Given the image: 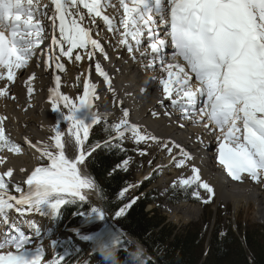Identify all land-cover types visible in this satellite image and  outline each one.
<instances>
[{
	"label": "snow or ice",
	"instance_id": "obj_1",
	"mask_svg": "<svg viewBox=\"0 0 264 264\" xmlns=\"http://www.w3.org/2000/svg\"><path fill=\"white\" fill-rule=\"evenodd\" d=\"M120 4L123 8L119 18L122 30L112 17L104 14L107 5L103 0H0V81H3L0 97L9 95L11 88L8 85L16 80V70L25 68L37 55L40 45L49 39L46 35L48 29L51 36L47 55L49 60H55L56 69L64 68L61 62L64 57L73 61L92 60L96 50L107 58L100 41L91 35V25L101 18L109 30L123 37L119 43L129 53L139 50L146 38L148 48L140 55L151 56L152 62L148 67L154 68L159 60L163 72L167 73V77L160 81L164 98L181 110L184 119L196 117L205 130L217 135L219 160L231 178L264 184V0H120ZM83 9H87L86 14H83ZM169 46L174 49L171 57L175 63L167 61L165 49ZM41 52L43 54V50ZM95 70L111 86L108 73L99 61L95 62ZM55 80L56 87L50 97L52 104L57 107L63 103L68 109L65 116L70 123L68 131L75 137L76 144L83 148L90 127L102 119L100 113L92 111L89 99L95 85H84V95L77 105L59 92V75ZM28 91L31 94L33 89L29 87ZM160 103L163 104L164 99ZM82 109L86 114L78 118ZM128 115L124 110L120 123L114 126L121 141L124 131H129L137 143L162 145L177 167L191 162V154L180 145L172 142L169 147V142L142 132L139 126L128 122ZM4 119L0 117V148L19 151L5 138ZM63 135L57 126L53 139L58 151H49L50 146H45L41 156L46 157L50 164L35 167L27 177L26 191L16 187L19 197L10 194L9 183L5 180V177H13V170L9 168L0 174V217L3 223H9L8 211L13 208L21 216L35 211L59 217L63 205L82 204L87 200L84 190L96 189L94 179L85 171L86 157L100 148L120 147L119 143L113 144L108 140L103 144L97 142L69 159L64 154ZM173 148L179 152L174 153ZM140 155L146 153L141 151ZM130 159L117 165V169L126 171ZM0 163H3V158H0ZM148 163L151 165L152 161ZM175 186L186 190L195 186L192 195L205 204L215 196L213 186L202 180L201 170L194 165L192 175L178 181ZM200 189L205 195H201ZM127 191L125 188L121 195ZM136 199L119 208L115 216L123 217ZM77 214L86 220H91L93 214L95 218L105 220V214L99 208ZM22 222L36 228L34 222ZM39 234L36 228V235ZM81 238L94 241L97 250L111 264H118L115 258L118 251L126 252L124 233L111 226ZM30 244V237L17 222H12L9 233L0 242V264H42L44 249L29 247ZM52 244L55 247L57 241H52ZM144 255L138 247L126 264H146ZM47 264H65V257L59 255Z\"/></svg>",
	"mask_w": 264,
	"mask_h": 264
},
{
	"label": "bare ground",
	"instance_id": "obj_2",
	"mask_svg": "<svg viewBox=\"0 0 264 264\" xmlns=\"http://www.w3.org/2000/svg\"><path fill=\"white\" fill-rule=\"evenodd\" d=\"M118 1L120 3V0ZM107 3L108 2H106V4ZM107 9L108 10L104 9V14L109 15L114 19L115 22H117V19H119L120 16L116 14V12L113 10L111 5L108 6ZM116 9L117 6H115V10ZM86 13H87V9H83V14ZM91 27L93 29L91 33L92 38L98 39L100 41L105 52L107 50L108 51L111 50L114 52V58L112 60H108L106 58L104 62L102 63L99 62L103 70L108 73L109 79H111V76L113 74H117L116 73L117 70L123 68L125 63L122 61L126 60L129 63V66H126L125 67L126 69H124L125 77L120 81V83L124 84V86L119 85L118 77H116L114 81L110 80L111 81V86H110L108 81L105 80L104 77L97 75V78L100 81H102V86H105V88L107 89L108 95L107 96L103 95L102 97L99 98L95 97L96 96L95 93L96 86H95L94 89L91 90L89 96V99H91L93 107H105L107 103L111 105L113 103V108L114 106H118L116 112L114 113L117 118L122 119L123 111L127 110L129 114L127 119L130 124L139 126L142 132L155 136L160 141L169 142V147H171L172 142H174L175 144L180 145L181 148H183L186 152L191 154L193 159L191 160L190 163H186L184 167H177L175 162L171 160L169 154L167 153V150L164 149L162 145H159L155 142H150V144H153L158 148H162L161 150L162 159L158 161V165L161 166L159 168L161 169L163 174L166 175L169 173L170 174L176 173L181 175L180 178L185 179V177H190L192 175V166L194 165L195 167L201 170L202 180L209 182L213 186L215 190V194H217L216 197H218L219 199H223L225 201L233 202L235 203V205H238L242 201H245L246 203L252 202L253 205L258 204L259 206L258 212L264 215V184H257L256 182L250 180L236 181L232 179L231 176L228 174L226 167L219 160V150L215 151L211 149V147L207 146V144H205L204 142H201L202 139L199 137V135L203 131L197 128H191L189 126V124L192 123L191 121L192 119L191 120L185 119V122L182 121L179 122V118L183 117L181 110L178 107L175 110V107L171 105V102L165 99L163 96V85L160 81L162 78L167 77V73H164L162 68L159 71L158 70L155 71V68L148 67V65L152 62L151 56L148 57L141 56L140 52L142 51L137 50L134 53H129L128 51H126L127 53L126 58H121V55L120 58H117V56L120 53H123L124 50H127L126 47H124L119 43V41L123 39V37L109 30L107 24L101 18H97V23L91 25ZM118 27L121 28V30L123 28V26L120 25L119 22H118ZM46 35H48L49 39H46L44 44L40 45V48L37 50V55L33 57L32 61H30L25 68L16 70V74L23 76V78L20 80H23L24 77H26L28 80L25 83V88H24L25 93L22 95L24 100L31 98L32 95L36 94L37 91L45 93L44 99L41 101V105L34 109V110H38L37 111L39 114L38 119L41 120L40 124H44L45 126L49 127L48 130L54 131V134H55L54 127L56 129L57 126H59L60 131L64 132L65 134L61 138L63 140L62 142L64 144V147H66L67 144V141L65 140L68 138V140L72 144V147L74 148L75 156H77L80 154V152L83 149L86 148L87 140L84 141L83 148L80 145L76 144L75 137L71 136V134L68 131L70 127V123L65 119V116L68 114V109L64 106L63 103H60L57 107H54L52 104V100L50 99V97L52 96V89L56 87L55 77L57 75L60 76L59 92L62 95L68 96V94L65 91L66 83L69 80L67 74L68 70L64 71V73L62 71L66 69L65 64L68 61H73V60H69L67 57H64L63 60L61 61L62 63H64V68L56 69L54 60H49L47 55L49 51L47 45L50 44V36H51L50 29H48ZM102 38L103 41L107 42L105 43L106 45L102 42V40H100ZM129 40L131 43L134 44V41H131V38H129ZM41 50H43V54ZM108 51H107V57L109 54ZM173 51L174 49L171 46L165 49V52L168 53L167 61L169 63H175L171 57V53ZM96 53L99 55H104L103 53H100L99 50H96ZM133 55L135 56V58H133ZM85 61H87L88 63V59H85ZM89 61L95 63L96 61H98V59L96 57H93L92 60ZM37 65H40V68L42 69L43 73H47L54 77V83L48 84L45 90L38 89L34 93L33 78L35 77V74H33L34 73L33 71L35 70V66ZM133 72H135L136 75H133ZM30 77L32 78L31 80L29 79ZM137 77H140L141 80H145L143 82L146 83L144 89L140 91H137L135 86L134 87L132 86V84H136ZM84 79L86 84L95 85V83H91L90 81V71L88 65H86V67L84 68ZM126 81H131V85L125 86ZM113 84H115L116 86L113 87L112 86ZM20 85L21 84L19 83L16 87L13 84L8 85V87L11 88V92L7 97H0V99H2V101L4 99L5 102L9 104H17L18 102H20L21 96L17 91V88H19ZM0 86H3L2 81H0ZM29 87H31L33 91L28 96ZM68 97L70 98V100L72 99V95ZM96 99H101V100L97 101ZM161 99H164L163 104L160 103ZM149 100H151L150 103H148ZM2 101H0V103ZM141 101H143V103H141ZM32 111L33 110H31V112ZM18 115L20 118V123L23 121L25 122V119L33 120L31 116L24 115L22 111L18 112ZM152 115H154V119H150V120L147 119L149 117H152ZM78 118H81L80 112L78 113ZM193 119L195 120L196 118ZM187 121L188 123H186ZM51 123L54 124L52 127H50ZM198 124L199 123L195 125ZM29 130H30L29 131L30 134L32 133L33 136L36 137L41 136V132L38 129L33 128ZM126 132L128 133L129 131H125V133ZM14 133H18V132L15 131ZM129 133L132 135L131 132ZM18 134L20 135V133ZM14 137L17 138L16 135ZM26 145L28 149L30 148L31 150H33L35 156L37 157L38 154L40 153L39 151H37L38 150L37 144L27 141ZM33 145H35V147H33ZM173 152L178 153L179 149L173 148ZM66 157L68 158V156ZM179 158L180 157L177 156V159ZM7 169L9 168H5L3 163H0L1 174L7 171ZM178 169H180V172L177 171ZM85 171L86 174L92 178L91 174L88 172L87 161H86ZM27 177L28 174L24 176L22 174L13 172V177H7V178H11L16 182L24 181L25 183H27ZM169 180L170 177L169 179L168 177L166 178L164 177V179L162 180V185H167ZM84 192L85 194L88 195H94V196L96 195V189L95 190L85 189ZM178 211L182 212V214L185 215V220H189L190 218L195 217L199 214L200 206L197 204L192 205L186 203L180 205L178 207ZM2 220L3 218L0 217L1 235L3 234L5 228L9 224V223L6 224L3 223ZM1 239L2 238H0V242H2Z\"/></svg>",
	"mask_w": 264,
	"mask_h": 264
},
{
	"label": "rangeland",
	"instance_id": "obj_3",
	"mask_svg": "<svg viewBox=\"0 0 264 264\" xmlns=\"http://www.w3.org/2000/svg\"><path fill=\"white\" fill-rule=\"evenodd\" d=\"M112 8L116 12L117 15H118V13L122 12L120 10V8H118V6H117L118 9H116V10H115V7H112ZM118 22H119V19H117V22H116L117 26H118ZM106 36H109V35H106ZM100 40H102V42L104 44L107 43V42L103 41V38ZM146 46H148V41L143 42L142 46L140 47V49L138 51H144V49H146ZM107 51H106V53H107ZM109 51H111V50H109ZM109 51H108V53H109ZM126 51L127 50H124L123 53H120L117 56V58H120V55H121V58H126V56H127ZM111 52H113V51H111ZM81 54H84L83 50L81 51ZM112 55H113V57L109 58ZM94 57H96L98 59V61L101 63L104 62V60L106 59L104 55H99V54H96ZM109 57H107V59L112 60L114 58V52L112 54L109 53ZM122 62L125 63L123 68L117 70V72H116L117 74H113L111 76L110 80L114 81V79L116 77H118L119 85L124 86V84H121L120 81L125 77L124 69H126L125 68L126 66H129V63L126 60L122 61ZM157 62H158V60L155 63V67H154L155 71H157V70L159 71L161 69L160 64H157ZM86 65H88V67H89L90 81H91V83H95V86H96L95 87V89H96V91H95L96 96L95 97H98V95H99V97H102L103 95L104 96L107 95V89L105 88V86H102V81H100L97 78V75H99V73L96 72V70H95V63L94 62H91L88 60V63H87V61H85V59L81 60V61H68L65 64L66 69H64L62 71L64 73V71L68 70L67 74H68L69 80L66 83V90L65 91L68 94V96L72 95V99L70 101L72 102L74 99L73 103H75L77 105L79 104L80 98L83 97V95H84V85L86 84L85 79H84V68L86 67ZM33 72H34L33 74H35V77L33 78L34 93L38 89L45 90L48 84L54 83V77L47 74V73H43L42 69L40 68V65L35 66V70ZM133 75H136L135 72H133ZM13 83L16 84V80ZM125 83H126L125 86L131 85V81H126ZM2 84H3V81H2ZM14 86L16 87V85H14ZM112 86L115 87L116 85L113 84ZM76 89H78V90L75 93ZM17 91L21 96V101L18 102L17 104H9V103L5 102L4 99H3V101H2V99H0V101H2L0 103V117L5 118L3 120V126H4V130H5V138L7 140H9L11 142V144L15 145L19 149V151L9 150L8 147L0 148V158H3V165L5 168H11L14 173H19V174L26 176L27 174L29 175L33 171V169H35V167L44 166V165H47L49 163V161L47 160L46 157L40 156V153L36 157L33 150H31L30 148L28 149L26 147L27 141H30L31 143H34V144L37 143L39 152H42L46 146L45 145L46 143H50V141H51L53 144H55V140L53 139L55 134H54V131L48 130L49 127L45 126L44 124H40L41 120L38 119V116H39V114L37 112L38 110H34L36 107L41 105V101L44 99L45 93L37 91L36 94L33 93L34 95H32L31 98L24 100L23 96H22L25 93L24 87H20L19 89H17ZM102 91H103V93H102L103 95H100V93ZM29 95L30 94L28 92V96ZM96 100L99 101L101 99H96ZM150 102H151V100L148 101V103H150ZM141 103H143V101H141ZM97 108L98 107H93L92 109L95 112V110H97ZM117 108H118V106H114V108H113V103H112V105L107 103L105 105V107H99L98 111H96L97 113L101 114L102 118H109V121L107 120L106 125L111 130L114 129V126L116 124H119L120 120H121V119L117 118L114 114L116 112ZM176 109H177V107H175V110ZM31 110H33V111L31 112ZM20 111H22L24 115L31 116L33 120L25 119V122L23 121L20 123V118L18 115V112H20ZM81 112H82V114H85L86 110L82 109ZM110 112H111V114H110ZM34 118H35V120H34ZM193 118H195V117H193ZM193 118L191 120L192 123H190L189 126L191 128H197L200 130H204V127L202 124L199 123L198 125H195L198 122H194L197 120L196 119L194 120ZM147 119H149V120L154 119V115H152V117H149ZM181 121L185 122V119L183 117H180L179 122H181ZM186 123H188V121ZM53 125L54 124L51 123L50 127H52ZM28 128L29 129H33V128L38 129L41 132V136L40 137L33 136L32 133L30 134V132H29L30 130ZM54 130H55V127H54ZM15 131L20 133L21 136L18 133H14ZM124 133H125V131H124ZM125 134H130V133L126 132ZM15 135L17 136V138L14 137ZM23 137H25V138H23ZM65 141H67V144H66V147H64L65 148L64 154H66V155H68L69 153L73 154L74 150H73L72 144L70 143L68 138ZM124 141L125 142H123V145H124L125 149L128 150V153L130 155H131L130 151H133V153L136 150H138L140 152L141 151L147 152L146 155H143V156L141 155V157L138 161L139 164L142 165V167L140 168L141 171L138 172V175H139L140 180H141L140 182H144L143 185L146 184V182H145L146 181V178H145L146 175L145 176H143V175L148 173L149 169H152V171H154V169H155L157 171L156 179L159 182L157 181L154 184V186H153V184H151L150 186L147 187L148 189L151 186L156 187L159 190V192L162 193L161 195L166 196L167 189L169 188L170 185L177 184L178 181L184 179V178H180L181 175L175 173L178 176V180H175L174 179L175 175L173 173H171V174L169 173V174L165 175L162 173L160 168H159L160 169L159 170L156 167L158 165V161H160L162 159V156H161L162 148H158L157 146L150 144V142L147 144H145L144 142L137 143L135 139L131 142H128L127 137L124 138ZM52 149H53V147H52ZM48 150H51V148H48ZM53 151H55V150L53 149ZM136 155H139V154H136ZM74 156H75V153H74ZM74 156L72 158H74ZM155 156H156V158H155ZM68 158H70V157H68ZM72 158H70V159H72ZM149 160L152 161L151 165L148 163ZM177 171L180 172V169H178ZM163 177H165V178L168 177V179L170 177L171 180H169V182H168L169 184L167 183V185H162V180L164 179ZM185 178H189V177H185ZM8 179L13 180L11 178H8ZM160 180H161V182H160ZM13 181L10 182L11 188L14 187V183H18L16 181L15 182H13ZM200 192H201V195H205V192L203 189H200ZM132 193L134 194L135 192H132ZM18 194L19 193L16 192V194H11V195L19 197ZM88 198L91 199L92 197L88 196ZM159 201L160 202L163 201L161 197H159L158 202ZM153 202L147 204L149 206V208H148L149 211L155 207V204H152ZM170 203L171 202L169 200L163 201V206L160 207V211L165 214V216L167 218V222H171L173 224H176L177 226L187 224L191 221H199L200 218L203 216L204 207L200 206V212L197 216L192 217L189 220H185V215H183L182 212L178 211V207L180 206V204L173 205ZM186 203L188 204V202H184V204H186ZM247 203L245 201H242L238 205H235V203H233V202L225 201L223 199H219L218 197L214 196L212 201L207 203V204H211L212 210L216 211V213H218V215H220L222 219L225 220L226 218L231 217L233 222L235 223V225L237 227H238V224L242 223L243 226L248 227L250 230H253L254 228H257V227L264 229V215H262V213L258 212V210H259L258 204L253 205L252 202H247ZM191 204L196 205L197 203H191ZM203 204H205V203H203ZM169 205H170V207H169ZM181 205H183V204H181ZM25 207H27V206H25ZM8 214H9L8 215L9 223H10V221L13 222L14 221L13 217H10L9 212H8ZM19 215H20V218H19L18 223H20V221L22 219H24L27 221L34 222L36 228L39 229V233H40L39 235H36V228L30 227L29 229L31 231L24 230L26 235H28L30 237V240H31V244L29 245V247H32V248L42 247L44 250H46V252H49L50 251L49 241L51 239H57L62 234L65 235V233L63 232V229H61L60 231L54 230L53 221L50 219V216H48V215H42L41 213L35 212V211L26 212L23 216H21V214L18 213L17 216H19ZM48 218L50 219V221L48 220ZM93 219H97V218H95V215H93ZM25 226H27V225H25ZM77 228L78 227L69 228L68 230L70 232H74ZM12 234H14V231L12 232ZM3 237L4 236L1 235V233H0V238L3 239ZM3 250H7V249H3ZM44 256L45 255H43V257H42V264H44V260H45Z\"/></svg>",
	"mask_w": 264,
	"mask_h": 264
},
{
	"label": "trees",
	"instance_id": "obj_4",
	"mask_svg": "<svg viewBox=\"0 0 264 264\" xmlns=\"http://www.w3.org/2000/svg\"><path fill=\"white\" fill-rule=\"evenodd\" d=\"M99 133V131L94 132V135L97 136ZM121 150L118 147H108L96 153L94 160L91 161L94 174L105 176L109 171L117 169V165L128 154V152ZM117 171L118 169L108 175L106 174L104 178L105 186L101 191V196L106 208L116 222L146 246L149 253L155 258L156 264H264V230L259 227L253 230L240 227V232L245 231V238H243L238 237L230 223L225 226L227 229L224 232L222 230L223 221L219 219L208 234L214 216L211 212L203 216L200 221L179 227L166 222L165 216L147 211L146 200L138 201L128 214L117 218L115 216V212L118 210L116 208L117 202L112 201L111 197L116 194L124 178V174ZM172 196H175L174 202L191 197L190 192L182 188L174 189ZM92 208H96V206L89 201L82 204L79 202L66 204L61 209L60 216L54 219L58 225L64 221H70L73 225L83 223L86 218L78 216L77 213H90ZM106 223L107 220L105 219L89 224L81 230V234H94L91 231L104 226ZM208 237L209 241L206 244ZM244 239L245 243L243 242ZM88 243L90 244L91 241ZM68 249L71 250V246L69 243H65L59 251V255H64L66 264L76 263L82 253L68 251ZM66 253H70V255ZM119 255L123 258L122 264H126V261L132 259V253L127 251L120 252ZM145 261L146 264L148 262L155 264L148 259ZM108 263L111 264L109 260Z\"/></svg>",
	"mask_w": 264,
	"mask_h": 264
}]
</instances>
